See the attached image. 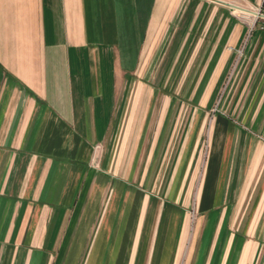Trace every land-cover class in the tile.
Returning <instances> with one entry per match:
<instances>
[{"label": "crops", "instance_id": "0c3cea01", "mask_svg": "<svg viewBox=\"0 0 264 264\" xmlns=\"http://www.w3.org/2000/svg\"><path fill=\"white\" fill-rule=\"evenodd\" d=\"M237 9L264 0H0V264H264V31ZM217 85L199 168L185 107Z\"/></svg>", "mask_w": 264, "mask_h": 264}, {"label": "rangeland", "instance_id": "374dc122", "mask_svg": "<svg viewBox=\"0 0 264 264\" xmlns=\"http://www.w3.org/2000/svg\"><path fill=\"white\" fill-rule=\"evenodd\" d=\"M227 87H229V85H217V88L214 91V95L212 97V99H210V102L206 104L207 100H204L205 98H203L204 96V92L205 90L201 91V101L205 102L203 106H194V107H185L186 108V112L187 113H195V112H201V111H197L199 108H202L204 111L202 113L209 115V122L207 124V127L204 128V133H203V138H202V144H201V149L200 151L197 153L196 156V160H195V165L196 167L200 166L202 167L206 157H207V152H208V136H209V129H210V125L212 122V117L215 116L216 114H226L227 112H229V110H227V105H226V95H227ZM242 85H238L235 91V95H234V99L235 101L237 100V98L239 97V95L242 92ZM185 94V91H181V95L183 96ZM180 95V96H181ZM236 103V102H235ZM241 106H239L240 108ZM238 108V109H239ZM197 182V181H196ZM198 189L197 185H186V190L185 192L187 194L191 193L194 196V194H196ZM193 204H194V200H191V208H193Z\"/></svg>", "mask_w": 264, "mask_h": 264}, {"label": "built area", "instance_id": "2783aa9c", "mask_svg": "<svg viewBox=\"0 0 264 264\" xmlns=\"http://www.w3.org/2000/svg\"><path fill=\"white\" fill-rule=\"evenodd\" d=\"M239 13V17L244 19L245 21L251 19V22H247V26L250 31L255 30L257 28L258 23L261 25L259 28L264 31V13L261 9L253 10L251 12L245 11L243 9H237Z\"/></svg>", "mask_w": 264, "mask_h": 264}]
</instances>
